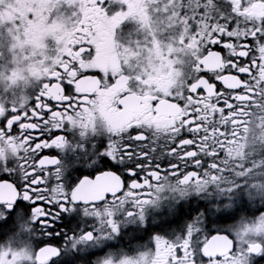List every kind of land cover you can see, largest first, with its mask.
Segmentation results:
<instances>
[{
  "label": "snow or ice",
  "instance_id": "snow-or-ice-1",
  "mask_svg": "<svg viewBox=\"0 0 264 264\" xmlns=\"http://www.w3.org/2000/svg\"><path fill=\"white\" fill-rule=\"evenodd\" d=\"M63 10L70 22L53 26L55 46L37 57L45 66L32 69L39 83L26 101L8 89L0 64L3 222L12 219L31 233L82 211L96 226L70 237L72 249L102 246L101 264H257L255 257H264V206L253 205L264 203V160L243 163L241 148L249 157L257 146L264 154V136L257 137L264 130V0H71ZM28 18L35 22V13ZM129 18L143 25L144 38L123 44L116 30ZM45 35L24 39L44 49ZM159 41L177 48L165 53L178 61L171 67L179 74L165 87L143 55ZM16 75L8 72L10 80ZM137 105L143 110L133 114ZM76 131L85 141L105 135L99 147L77 150L108 167L69 185L57 152L72 147L69 133ZM241 177L247 191L224 198L244 187ZM210 187L221 198L204 205L209 222H232L212 237L201 239L202 218L193 217L180 233L156 232L150 253L113 242L121 215L130 226L145 223L150 203L154 214L171 215L177 200ZM164 188L175 194L170 202L149 199ZM59 254L44 243L26 259L19 250L0 251V264H50Z\"/></svg>",
  "mask_w": 264,
  "mask_h": 264
},
{
  "label": "flooded vegetation",
  "instance_id": "flooded-vegetation-1",
  "mask_svg": "<svg viewBox=\"0 0 264 264\" xmlns=\"http://www.w3.org/2000/svg\"><path fill=\"white\" fill-rule=\"evenodd\" d=\"M71 3V0H0V21L9 26V29L5 27V38L0 41V64L4 65L6 71H10L13 67L9 58V53L12 49V38L15 34L20 36L29 33L31 38L36 36V24L43 16V22L50 23L54 21L56 12H60L62 15V25L67 27L69 24V17L67 12L63 10L64 5ZM29 13H35L36 21L28 18ZM151 20V16L149 17ZM20 23L17 24L16 22ZM11 22V23H9ZM153 24V31H159L158 26ZM143 25L138 20L129 18L122 22L120 27L116 30L117 40L123 44H127L129 41H135L137 39L144 38L142 31ZM13 31V32H11ZM55 45H51L53 50ZM106 49L109 48L108 44H105ZM49 48V47H48ZM47 48V49H48ZM169 49L176 51L177 48L174 45L165 46L163 41L152 44L150 48L144 50V58L147 61V67L153 68L156 71V76L153 78L161 87H165L170 83H174L172 79L173 75H179L172 69V63L178 61L167 60L165 53ZM110 55V51L107 53ZM47 56H50L49 54ZM159 61V63H157ZM44 65H42L43 67ZM38 67V69L42 68ZM167 68L166 73L164 69ZM147 71V68H145ZM39 83V80L35 77L27 85H21L17 80H7V87L11 89L15 87L18 90L19 96L22 100L28 99L29 91H35V85ZM114 103L111 100L106 101V105ZM143 110L142 106L137 105L133 114H139ZM252 130L250 129L249 132ZM248 135V133H245ZM69 143L72 147H69L67 151L57 152V155L61 158L62 166L64 169V175L67 177L69 185H73L79 182L80 179L95 174V168L108 167V162L95 158V164L88 162V156L86 153L77 150L82 148L84 143H89L92 148L99 147L100 142L106 141L105 135H97L95 138L88 136L87 140H82L78 131L69 133ZM246 145V144H245ZM244 145V147H245ZM243 148H241L242 151ZM53 153L55 150H52ZM7 152V149H5ZM242 158V155H241ZM174 183V182H173ZM245 189H239L237 192L228 193V196L236 197L242 194ZM175 194L164 188L160 192L152 191L149 199L152 201H160L162 203H168L171 201ZM221 197L217 195L215 187H210L208 193L198 196H190L188 198L177 200L175 212L171 215L160 216L154 214L152 204L146 205V211L149 216L145 223L134 224L130 226L128 220L123 215L120 216L118 223L121 228L120 235L114 243H119L121 247H127L129 250L137 249L140 253H150L152 245L151 240L156 232L162 234L167 233H180V231L189 224L193 217H200L203 221V235L201 239L209 238L213 233L221 231L227 226L229 221H223L224 227H214V223H210L207 213L205 212L204 205L213 206L217 200ZM264 203L258 202L253 205L254 208L263 206ZM199 207L200 213H197L195 209ZM255 210V209H254ZM155 215V218L153 216ZM7 216V213L0 211V251L11 250L21 251L24 253L26 259L31 252L38 247H42L44 243H51L53 246L60 250L58 256L52 257L50 264H101V261L107 258L105 252L100 251V247L97 245L77 246L76 249H72V241L69 239L73 235L82 234L84 231L91 230L96 226V222L83 215L82 211H75L64 213L51 225V230L48 227L36 226L35 230L31 233L21 232L19 225L15 224L12 219L3 222V219ZM216 218V217H215ZM214 220L213 216L211 217ZM19 233V235H17ZM31 247L24 252L25 244L29 243ZM95 253V255H94ZM119 259V254L115 257Z\"/></svg>",
  "mask_w": 264,
  "mask_h": 264
},
{
  "label": "rangeland",
  "instance_id": "rangeland-1",
  "mask_svg": "<svg viewBox=\"0 0 264 264\" xmlns=\"http://www.w3.org/2000/svg\"><path fill=\"white\" fill-rule=\"evenodd\" d=\"M42 20H43V16L39 19V21L36 24V32H35L36 36L34 37V39L38 38L40 34H46L43 40V43L45 45L44 49L35 48L31 43L25 42L23 35L20 36L18 34H15L14 35L15 37L12 38L11 40L12 50L9 52L11 54V58H9V60L10 59L16 60L18 62L15 68L12 67L10 70V71H16L17 73L16 77L11 78V80L12 81L17 80L21 83V85H27L29 82L32 81L33 68L39 70L38 67H42V64L38 62L37 57L40 56L41 53H43L44 55H48V54L51 55L52 52L51 45L52 44L55 45V35L52 31L53 26L54 25L63 26L61 21L64 20V18H62L60 12H56L54 16V21H51L50 23L47 24ZM5 27L9 29L8 25H6ZM5 27L4 24L0 21V41H2L5 38V34H6V31L4 30ZM8 72L9 71L5 70L4 79L6 82L7 80H10V78L8 77ZM25 82H27V84H25ZM257 128L258 129L260 128L259 124L257 125ZM261 136H264V130L257 133L258 138H260ZM245 147H247V144L245 145ZM241 155H242L241 161L245 164H250L251 161L253 160H255L257 163H259L261 160H264V154L261 153V149L259 146H257V148L255 149V155L249 157L247 153L244 152L243 149L241 151ZM237 183L243 185L244 186L243 190L245 189L247 191V186H246L247 181L245 180V178L242 177L238 178ZM234 192L236 193L237 191ZM227 195L228 193H225V197ZM254 209L255 208L253 207V210ZM226 227L227 226H225V228ZM255 259L257 261V264H264V257L256 256Z\"/></svg>",
  "mask_w": 264,
  "mask_h": 264
},
{
  "label": "trees",
  "instance_id": "trees-1",
  "mask_svg": "<svg viewBox=\"0 0 264 264\" xmlns=\"http://www.w3.org/2000/svg\"><path fill=\"white\" fill-rule=\"evenodd\" d=\"M263 206H264V205H263ZM213 218H214V220L216 219L214 215H213ZM231 223H232V222L229 221L228 224H231ZM213 226H214V227H224V226H225V223H224L223 221H220L219 223H214Z\"/></svg>",
  "mask_w": 264,
  "mask_h": 264
},
{
  "label": "water",
  "instance_id": "water-1",
  "mask_svg": "<svg viewBox=\"0 0 264 264\" xmlns=\"http://www.w3.org/2000/svg\"><path fill=\"white\" fill-rule=\"evenodd\" d=\"M215 233H216V232H215ZM215 233H213L210 237H212ZM210 237H209V238H210Z\"/></svg>",
  "mask_w": 264,
  "mask_h": 264
}]
</instances>
